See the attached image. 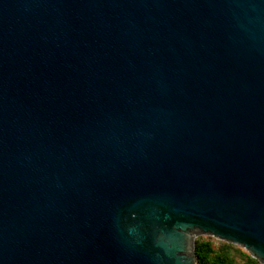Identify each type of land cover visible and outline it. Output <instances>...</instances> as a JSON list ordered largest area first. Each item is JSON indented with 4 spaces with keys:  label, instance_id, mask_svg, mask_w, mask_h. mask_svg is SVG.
<instances>
[{
    "label": "water",
    "instance_id": "water-1",
    "mask_svg": "<svg viewBox=\"0 0 264 264\" xmlns=\"http://www.w3.org/2000/svg\"><path fill=\"white\" fill-rule=\"evenodd\" d=\"M264 264V0H0V264Z\"/></svg>",
    "mask_w": 264,
    "mask_h": 264
},
{
    "label": "trees",
    "instance_id": "trees-1",
    "mask_svg": "<svg viewBox=\"0 0 264 264\" xmlns=\"http://www.w3.org/2000/svg\"><path fill=\"white\" fill-rule=\"evenodd\" d=\"M195 249L198 264H237V255H241L246 260L244 264H259V260L240 248H235L233 244L221 242L220 247L215 249L211 238H197Z\"/></svg>",
    "mask_w": 264,
    "mask_h": 264
},
{
    "label": "rangeland",
    "instance_id": "rangeland-1",
    "mask_svg": "<svg viewBox=\"0 0 264 264\" xmlns=\"http://www.w3.org/2000/svg\"><path fill=\"white\" fill-rule=\"evenodd\" d=\"M199 237L211 238L215 249H218L220 247L221 242H225V241L216 239V238L211 237V236L201 235V236H198L197 238H199ZM233 245L235 246V248H240L243 252L249 254V252L247 250H245L244 248H242L238 245H235V244H233ZM236 260H237V264H244L246 261L241 255H237ZM259 264H262V263L259 261Z\"/></svg>",
    "mask_w": 264,
    "mask_h": 264
}]
</instances>
